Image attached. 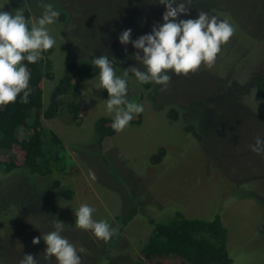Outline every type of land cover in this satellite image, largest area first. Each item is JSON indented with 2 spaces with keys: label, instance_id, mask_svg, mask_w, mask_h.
I'll return each mask as SVG.
<instances>
[{
  "label": "rangeland",
  "instance_id": "374dc122",
  "mask_svg": "<svg viewBox=\"0 0 264 264\" xmlns=\"http://www.w3.org/2000/svg\"><path fill=\"white\" fill-rule=\"evenodd\" d=\"M43 2L60 12L48 26L56 41L51 55L55 80L42 83L45 106L64 65L78 57L114 58L118 76L134 66L144 70L133 57L139 50L131 43L120 44L118 37L129 28L132 40L149 34L154 25L163 23L166 10L159 0ZM41 3L0 0V10L23 9L31 27L42 14ZM199 11L228 19L235 27L212 68L202 65L187 76L169 72L165 91L154 83L145 91L129 73L126 99L137 103L142 94L144 111L138 123L105 138L101 148L94 123L100 117L113 119L114 113L106 111L97 79H86L79 90V124L70 123L63 112L43 121L63 141L80 173L63 178L24 170L0 172V264H18L24 254H32L38 264H57L54 257L44 258L42 239L55 230L56 219L65 224L61 235L75 246L81 264L98 263L107 243L114 247L115 258L133 261L151 231L146 219L161 218L175 207L196 218L219 211L228 230L232 264H264V154L249 147L257 136L264 139V106L250 82L251 75H264V0H191L188 15L177 20L196 19ZM172 109L177 120L168 117ZM160 147L166 156L153 166L149 158ZM54 179L73 190L71 200L49 190ZM82 203L95 209L94 220H105L115 229L133 204L137 214L118 239L113 235L104 242L75 226L74 213ZM34 237H41L40 243L33 245Z\"/></svg>",
  "mask_w": 264,
  "mask_h": 264
},
{
  "label": "trees",
  "instance_id": "16d2710c",
  "mask_svg": "<svg viewBox=\"0 0 264 264\" xmlns=\"http://www.w3.org/2000/svg\"><path fill=\"white\" fill-rule=\"evenodd\" d=\"M29 20V14L25 12ZM30 28V26H29ZM54 48L43 52L41 58L34 64L25 61L30 72L29 88L31 94L27 104L20 102V96L15 103L0 107V172L9 174L14 170H24L31 175L49 177H73L80 173V169L67 153L63 141L56 133L46 128L43 121H50L65 113L69 122L79 124L80 87L86 79H97L99 84V69L91 64V56L78 57L64 65L62 76L56 81L49 97L48 105L43 103L42 83L44 80L54 81L53 63L51 55ZM250 82L258 102L264 106V75H251ZM145 91L152 83L140 84ZM105 100L107 91L101 89ZM141 94L137 103L140 104ZM129 125L140 121V114L134 116ZM168 117L177 120L175 110L168 112ZM113 119L98 118L93 126L98 137V147H102L105 138L114 136ZM166 156V149L160 147L149 158L153 166L162 162ZM50 191H59L64 200H71L74 192L64 187L58 179L51 181ZM170 208V207H169ZM55 211V208H53ZM137 214V205L133 204L118 220L115 239L121 235ZM161 218H147L146 223L151 228L150 233L141 242L135 260L122 261L112 254L113 246L107 243L104 247V257L93 264H232L227 249L228 230L223 224V217L219 211L207 218L187 217L181 208H170ZM113 241V239H112ZM112 243V242H111ZM101 246V245H100Z\"/></svg>",
  "mask_w": 264,
  "mask_h": 264
},
{
  "label": "clouds",
  "instance_id": "9594fccd",
  "mask_svg": "<svg viewBox=\"0 0 264 264\" xmlns=\"http://www.w3.org/2000/svg\"><path fill=\"white\" fill-rule=\"evenodd\" d=\"M159 3L166 8L162 24L154 25L149 34L135 40L131 39L130 28L122 31L118 37L120 44L131 43L134 49L139 50L133 57L144 66V70L134 66L124 69L122 75L118 76L114 58L101 55L91 60V64L99 69L100 88L107 91L106 111L114 113L111 127L117 133L123 131L134 116L144 111L142 104L126 99L129 73L139 83L161 85L160 90L165 91L171 81L169 72L187 76L198 71L202 65L212 68L222 46L235 33V27L228 19L220 20L204 11H199L196 19L177 20L182 14L188 15L191 0H159ZM41 7L42 14L30 28L23 9L11 12L0 10V107L15 103L21 93L20 102H29L30 72L24 62L36 63L43 52L55 46L56 41L50 35L48 26L56 22L60 12L52 3L43 0ZM249 147L256 154H264V139L257 136L255 143ZM94 211L87 203H82L74 213L75 226L91 231L97 239L108 242L118 230L105 220H94ZM53 227L55 230L42 238L46 244L44 258L48 260L54 257L57 264H81L75 246L61 235L65 224L56 219ZM40 240L41 237H34L32 244H38ZM18 264H38V261L32 254H24Z\"/></svg>",
  "mask_w": 264,
  "mask_h": 264
}]
</instances>
